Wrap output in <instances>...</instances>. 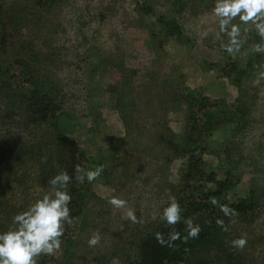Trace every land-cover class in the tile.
Here are the masks:
<instances>
[{"label": "rangeland", "instance_id": "obj_1", "mask_svg": "<svg viewBox=\"0 0 264 264\" xmlns=\"http://www.w3.org/2000/svg\"><path fill=\"white\" fill-rule=\"evenodd\" d=\"M3 2L9 44L0 58V139L13 138L17 148L0 159V230L52 191L48 179L63 171L59 136L68 134L79 145L85 169L102 164L105 170L88 185L82 212L67 230L70 241L38 262L45 257L53 264L133 263L142 237L160 221L161 207L176 200L185 181L187 156L178 149L190 110L178 97L145 105L156 77L176 95L190 91L207 98L219 112V124L204 137V170L220 179L231 170L230 201L253 191L259 204L249 216L233 217L229 231L220 229L216 237L242 264H264V52L251 51L261 43L256 32L247 34L233 59L220 48L227 37L216 35L212 0ZM171 20L180 38L163 35ZM31 75L54 101L57 118L35 113L22 100ZM7 80L13 91L6 89ZM110 195L126 199L142 222L131 224L126 209H113L101 198ZM93 232L101 241L89 247ZM240 236L247 239L245 248H232L230 241ZM217 246L195 263L226 264Z\"/></svg>", "mask_w": 264, "mask_h": 264}, {"label": "trees", "instance_id": "obj_2", "mask_svg": "<svg viewBox=\"0 0 264 264\" xmlns=\"http://www.w3.org/2000/svg\"><path fill=\"white\" fill-rule=\"evenodd\" d=\"M3 4V0H0V58L6 52V48L9 44V34L3 18ZM143 10L146 13L151 11L148 6H144ZM165 27L166 31L163 35L166 38L172 36L180 38L181 30L176 22L171 20L165 24ZM21 61L22 60H18L19 64H24ZM3 75V70H1L0 65V78H3ZM159 79L161 80V78ZM26 81L29 82L31 88L28 92L20 91L22 100L28 102V106L31 107L35 113L43 117L57 118L58 115L56 114V110L58 108L44 89V86L38 83V77L36 78L35 75H31ZM151 81L156 83V85L148 88L150 96L146 100L145 105L153 102V106H155L158 105L156 103L162 104L167 99L169 102H173L175 97H178L181 99V102H185L184 105L190 110L188 118V120H190V125L183 134L184 144L178 149V153L187 156V160L185 168L183 169L185 173L184 186L176 194V201L179 202L184 210L183 217L192 218L194 222L199 223L202 231L196 239H190L187 242H184L182 239L177 240L173 243L172 247L166 245L161 246L156 240V233L160 232L167 240L168 233L172 229L160 220L150 232L142 237L139 244V254L131 264H197V262L195 263L194 261L195 257L201 255L202 252L205 253L209 251V247L215 244L218 245L217 247L223 254H226V264H240L241 258L237 259L232 251L228 252V248L225 244L218 243L220 238L217 239L216 235L220 234L221 230L217 227L215 220L219 217L226 222L229 218L223 216L218 206H213L209 203V197H214L218 201L226 203L234 208L237 212V217H247L249 214L254 213L259 204V198L251 191L247 197L242 198L238 202H231L228 195L231 190L235 188V180L231 170H228L223 179L218 178L215 173L211 172L208 174L204 170L205 162L203 160V153L206 150L204 137L209 136V133L216 129L219 120H215L219 117V112L214 110L212 104L208 103L207 98L199 94L197 95L188 91L186 94L177 93L176 95V90L171 87L172 85H168L169 83L164 81V79L159 82L157 78L154 77V80ZM18 88H20V86ZM6 89L13 91L12 83L9 80H7ZM154 98H157V100ZM150 117L156 120V116L152 115ZM155 122H157V120ZM168 135L169 137L167 136V140L172 143V141L175 140L176 134L171 132ZM58 141L61 153L64 155L61 167L63 171H67L70 176H74L73 170L77 164L84 168L79 145L73 138L69 137L68 134L60 135ZM16 145V141L11 137L0 139V159L2 160L3 158L11 156L17 148ZM188 178L199 181L201 184H192L187 181ZM88 185L89 183L87 181L80 184L73 179L68 186V190L72 196L69 207L73 219L82 212L83 199L85 198ZM68 228L69 225H66L65 234L62 238L63 242L70 241L66 240ZM174 230L180 231L182 235L185 234L183 223L175 225ZM199 261L202 260L200 259ZM49 263L53 264L45 257L38 262V264Z\"/></svg>", "mask_w": 264, "mask_h": 264}, {"label": "clouds", "instance_id": "obj_3", "mask_svg": "<svg viewBox=\"0 0 264 264\" xmlns=\"http://www.w3.org/2000/svg\"><path fill=\"white\" fill-rule=\"evenodd\" d=\"M212 3L211 14L218 26L216 35L218 38L221 35L227 37V41L220 44L223 52L234 59L251 31H255L261 41L253 45L251 51L264 52V0H212ZM259 76L264 78V72ZM104 170L102 164L88 169L77 164L73 170L74 176H70L67 171H60L51 176L47 184L51 186L52 191L37 197L26 209L16 212L11 218V226L6 230H0V264H38L40 256H54L59 253L62 249L65 226L73 223L69 207L72 201L68 190L70 182L74 179L80 184L85 181L91 184ZM101 198L106 199L113 209H126L125 218L131 224L142 222L137 217L136 210L128 206L126 199L118 195ZM209 203L218 206L223 216L229 218V224H225L224 219L219 217L215 220L217 227L228 232L229 225L233 222L232 218L237 215L236 210L214 197H209ZM183 211L174 198L161 207L159 219L172 229L167 240L160 232L156 233V240L161 246L172 247L177 240L187 242L199 237L201 225L192 218H184ZM178 223H183L184 235L174 230ZM100 241L99 232H93L87 239V244L89 247H95ZM246 244L247 239L244 236L230 241L232 248L240 250H243Z\"/></svg>", "mask_w": 264, "mask_h": 264}]
</instances>
